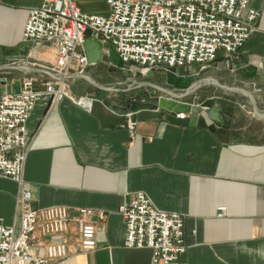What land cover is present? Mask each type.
I'll list each match as a JSON object with an SVG mask.
<instances>
[{
  "label": "crops",
  "instance_id": "obj_1",
  "mask_svg": "<svg viewBox=\"0 0 264 264\" xmlns=\"http://www.w3.org/2000/svg\"><path fill=\"white\" fill-rule=\"evenodd\" d=\"M42 2L0 0V66L56 63L54 47L23 37L29 10ZM76 3L88 14L109 13L105 0ZM250 7L262 11L256 30L236 58L221 52L209 67L215 70L205 76L248 89L264 110V0H251ZM19 56L26 60L12 59ZM92 66L86 74L91 75ZM175 70L182 78L191 74L193 81L202 69ZM76 71L74 64L71 75ZM11 74L16 76L10 80ZM27 75L36 78L35 88L40 91L46 82L55 81L40 73L0 71V78H5L0 95L19 91ZM140 75L129 71L127 80L182 90L167 86L176 80L163 72ZM82 83L89 84L82 79L70 82ZM140 89L149 98L159 95L151 88ZM239 102L247 104L234 95V115L224 116L223 124L212 121L206 111L179 118L153 109L138 94L129 103H112L140 105L129 113L137 123L132 135L126 127L128 114L112 111V104L102 96L80 105L75 98L53 102L43 95L27 122L33 141L24 181L31 188L33 205L88 207L107 213L103 222H97L98 247L81 252L76 237L69 257L57 264H153L151 249L124 245L126 224L118 210L138 192L149 196L155 207L183 217L187 251L177 264H264V119L246 116ZM17 194L16 182L0 178V218L8 225L19 221ZM221 207L225 211L219 216Z\"/></svg>",
  "mask_w": 264,
  "mask_h": 264
},
{
  "label": "built area",
  "instance_id": "obj_2",
  "mask_svg": "<svg viewBox=\"0 0 264 264\" xmlns=\"http://www.w3.org/2000/svg\"><path fill=\"white\" fill-rule=\"evenodd\" d=\"M105 1L109 13L95 15L84 12L76 0H43L29 10L24 40L54 47L57 60L49 70L62 76L71 75L74 64L77 74L91 66L84 52L88 37L100 40L106 50L114 49L130 71L142 75L195 65L203 70L213 66L221 52L236 58L262 16L261 10L250 7L251 0ZM69 81H48L40 91L35 88L36 78L28 75L19 91L0 95V178L18 184L19 214L14 225L0 218V264L60 263L69 257L76 237L81 252L98 247L97 222L106 219L104 210L35 207L24 181L33 141L28 119L43 95L53 102L71 97ZM86 99L91 98L75 100L83 105ZM128 116L126 127L133 135L137 123ZM118 211L126 224L124 245L151 249L153 264H177L187 251L183 217L155 207L145 193L134 194ZM224 211L219 208V216Z\"/></svg>",
  "mask_w": 264,
  "mask_h": 264
},
{
  "label": "water",
  "instance_id": "obj_3",
  "mask_svg": "<svg viewBox=\"0 0 264 264\" xmlns=\"http://www.w3.org/2000/svg\"><path fill=\"white\" fill-rule=\"evenodd\" d=\"M84 52L87 56V60L90 65H96L105 61L103 44L100 40L96 38L88 37L85 39ZM12 59L25 60L26 57L19 56ZM5 70L40 73L52 78L55 81L82 79L86 80L90 85L97 88L98 90L105 92H125L140 88H151L156 92H159V95L155 98L156 103L152 105L153 109H159L161 111H166L173 114H197L201 113L202 111H206L207 115L212 121L223 124L224 116H226L227 113L225 108L221 104H216L213 102V100H202L203 102L200 104H192L186 100L206 87H215L232 95H236L242 101L247 102L251 105L254 116L259 119H264V110L261 109L257 97L251 91L246 88L223 83L215 77L205 76L207 72L215 70V68H206L201 70L198 74V78L193 80L186 88L182 90L167 88L151 81L137 79H133L130 80V82H126L128 88L125 90H121L112 86H105L95 80L91 75L86 73L62 76L50 71L49 69L38 66H31L27 64L0 66V71ZM4 81L5 78H0V82ZM138 107H140V105L137 104H132L129 106H120L112 104L110 106V109L114 112L126 115L135 111Z\"/></svg>",
  "mask_w": 264,
  "mask_h": 264
},
{
  "label": "rangeland",
  "instance_id": "obj_4",
  "mask_svg": "<svg viewBox=\"0 0 264 264\" xmlns=\"http://www.w3.org/2000/svg\"><path fill=\"white\" fill-rule=\"evenodd\" d=\"M107 50H108V53L106 51L107 60L101 63H98L95 66H92L90 69V74L93 75L92 77L95 80H97L99 83L105 86L115 87L118 82L125 80V78H127V74L129 73L130 69L126 67V64L119 58L118 54L116 53L114 49L109 50L107 48ZM33 65L38 66V67H43L46 69H49L52 66V64H37L36 62H33ZM165 74L171 77L172 76L175 77L174 80H176L174 84L171 81H168L167 86L169 87L183 89V88H186L192 82V79L190 77L191 74H188L187 78H182V76H179L178 72L175 69L170 70L166 72ZM9 76L11 80L16 75L11 74ZM140 76L143 77L144 75L141 74ZM70 82L71 80L69 81L67 91L70 94V96L75 98L76 100H79L81 98L95 99L96 96H102L105 98L106 103L109 105H111L114 102L129 103L132 97L144 92V91L136 90L133 92H128L126 95H123V94H119L118 92L114 93V92L100 91L87 83H82L80 85L72 86ZM121 88H127V86L125 87L121 86ZM253 88L257 89L258 91L259 90L261 91V88L257 85L256 86L254 85ZM149 96L150 94L144 95V97H146L147 102L152 103V105L156 103L155 101L156 94L153 93L151 98H149ZM186 100L192 104H200L203 102L202 100L204 101L213 100L214 103L221 104L225 108L226 113H227L226 116L234 115V95L227 93L225 91H222L219 88L206 87L200 90L197 94L189 97ZM237 105L245 112L246 116H254L252 107L250 104L239 102Z\"/></svg>",
  "mask_w": 264,
  "mask_h": 264
},
{
  "label": "flooded vegetation",
  "instance_id": "obj_5",
  "mask_svg": "<svg viewBox=\"0 0 264 264\" xmlns=\"http://www.w3.org/2000/svg\"><path fill=\"white\" fill-rule=\"evenodd\" d=\"M125 78V77H124ZM126 82H128V80H127V78H125V80H122V81H120V82H118L117 84H119V85H117L116 84V86H115V88H118V89H121V90H125V89H127V88H121V86H128L127 85V83ZM130 82V81H129ZM136 90H141V89H134V90H130V91H125V92H118L119 94H123V95H126L128 92H133V91H136ZM158 94H159V92H157ZM144 95H146V93L145 92H142L141 94H138V98L140 97H142V96H144ZM157 97V96H156Z\"/></svg>",
  "mask_w": 264,
  "mask_h": 264
},
{
  "label": "bare ground",
  "instance_id": "obj_6",
  "mask_svg": "<svg viewBox=\"0 0 264 264\" xmlns=\"http://www.w3.org/2000/svg\"><path fill=\"white\" fill-rule=\"evenodd\" d=\"M18 209V208H17Z\"/></svg>",
  "mask_w": 264,
  "mask_h": 264
}]
</instances>
